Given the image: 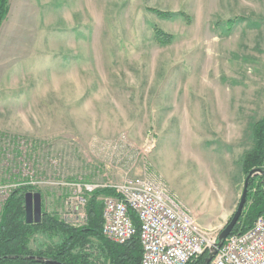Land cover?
Returning <instances> with one entry per match:
<instances>
[{
	"label": "rangeland",
	"instance_id": "obj_1",
	"mask_svg": "<svg viewBox=\"0 0 264 264\" xmlns=\"http://www.w3.org/2000/svg\"><path fill=\"white\" fill-rule=\"evenodd\" d=\"M9 6L0 31L1 210L13 190L30 186L47 213L78 227L90 196L80 204L75 185L157 175L198 225L220 233L264 115V0ZM155 28L172 42H158ZM58 243L37 234L30 249ZM85 251L104 263L96 239Z\"/></svg>",
	"mask_w": 264,
	"mask_h": 264
},
{
	"label": "built area",
	"instance_id": "obj_2",
	"mask_svg": "<svg viewBox=\"0 0 264 264\" xmlns=\"http://www.w3.org/2000/svg\"><path fill=\"white\" fill-rule=\"evenodd\" d=\"M104 189L113 190L116 196H100L102 235L118 245L138 235L140 264H187L204 252L215 253L208 264H264V216L257 218L247 231L231 234L217 247L219 233L198 225L173 199L161 177H130L114 185H75L80 204L95 191ZM130 210L138 218V231Z\"/></svg>",
	"mask_w": 264,
	"mask_h": 264
},
{
	"label": "trees",
	"instance_id": "obj_3",
	"mask_svg": "<svg viewBox=\"0 0 264 264\" xmlns=\"http://www.w3.org/2000/svg\"><path fill=\"white\" fill-rule=\"evenodd\" d=\"M9 10V0H0V28ZM150 11L161 19L182 18L190 21L183 13L162 12L155 9ZM237 20L241 19L225 22L227 29L230 30ZM216 26L218 24H215ZM155 35L157 41L163 45L170 44L173 40L172 36L157 28H155ZM251 138L252 148L244 154L241 162L243 184L252 170L260 169L263 174L255 175L249 181L246 203L233 229V235L247 231L257 218L264 216V115L253 124ZM27 192H39L43 196L39 189L30 186L19 187L11 192L0 212V264H48L47 260L59 264H94L91 255L85 251L91 238L99 241L102 246L103 264H140L141 247L138 235L124 245L112 243L102 235L103 204L98 201V198L116 196L113 190H97L90 195L86 207L85 224L78 227L60 221L54 215L47 213L43 208V202L41 222L27 225L24 208V195ZM129 215L138 231L137 216L131 210ZM42 233H48L50 238H58L59 243L46 251L34 252L30 249V242L35 235ZM207 257L208 253L204 252L187 264H204Z\"/></svg>",
	"mask_w": 264,
	"mask_h": 264
},
{
	"label": "water",
	"instance_id": "obj_4",
	"mask_svg": "<svg viewBox=\"0 0 264 264\" xmlns=\"http://www.w3.org/2000/svg\"><path fill=\"white\" fill-rule=\"evenodd\" d=\"M263 171L258 170H252L245 178L242 193L239 199V202L236 206V209L234 213L232 214L229 221L226 223L224 228L221 230L218 236L217 240V247H219L228 236H230L233 232L234 227L238 223L247 198V192H248V184L252 177L255 175H262ZM24 208H25V223L27 225L31 224H39L42 219V196L39 192H27L24 195ZM215 253L209 254L206 258L204 264H208L211 261L212 255ZM46 263L48 264H59L58 262L47 260Z\"/></svg>",
	"mask_w": 264,
	"mask_h": 264
},
{
	"label": "crops",
	"instance_id": "obj_5",
	"mask_svg": "<svg viewBox=\"0 0 264 264\" xmlns=\"http://www.w3.org/2000/svg\"><path fill=\"white\" fill-rule=\"evenodd\" d=\"M4 23V22H3ZM1 28H2V26H1ZM1 28H0V31H1ZM99 199V198H98Z\"/></svg>",
	"mask_w": 264,
	"mask_h": 264
},
{
	"label": "bare ground",
	"instance_id": "obj_6",
	"mask_svg": "<svg viewBox=\"0 0 264 264\" xmlns=\"http://www.w3.org/2000/svg\"><path fill=\"white\" fill-rule=\"evenodd\" d=\"M118 245V244H117Z\"/></svg>",
	"mask_w": 264,
	"mask_h": 264
}]
</instances>
